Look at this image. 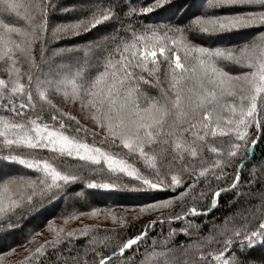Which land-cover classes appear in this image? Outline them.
<instances>
[{"label": "snow or ice", "instance_id": "obj_1", "mask_svg": "<svg viewBox=\"0 0 264 264\" xmlns=\"http://www.w3.org/2000/svg\"><path fill=\"white\" fill-rule=\"evenodd\" d=\"M0 72V264H264V0H0Z\"/></svg>", "mask_w": 264, "mask_h": 264}, {"label": "trees", "instance_id": "obj_2", "mask_svg": "<svg viewBox=\"0 0 264 264\" xmlns=\"http://www.w3.org/2000/svg\"><path fill=\"white\" fill-rule=\"evenodd\" d=\"M99 27V26H98ZM97 29H93L91 32L86 33L82 36L72 37L65 40L59 41L61 45H71L74 43H82L87 38L92 37L93 33H95ZM0 76H2L0 74ZM153 91V94H155V91ZM158 198H167L169 196L174 195L173 193L169 192H158L157 194ZM150 201H147L143 198L139 197H133V196H120V197H114L112 199H103L101 198L100 202L96 205L98 207L104 208V207H111L113 210H120L122 213L126 210H139V206L143 203H148ZM60 209L57 208H49L47 211H44L42 215L40 216V220H33L29 219L24 221V225L22 227H19L15 229L14 231L9 232L7 236H4L2 239H0V254H3L9 250L10 246L19 244L23 241V237L25 235V231L28 228L29 225L32 227L40 228L42 226V222L44 217L51 218L54 213H58ZM55 222H60L59 220H56ZM95 223H98V221H95ZM95 223H87V224H95ZM101 227H111V222H104L103 219L99 221ZM145 223V221H137L136 222V228L139 229L140 225ZM5 231V229L0 228V232ZM177 239L182 240L185 239L183 236H179ZM21 247H16V249H19ZM26 255V254H25ZM23 258H19V261H17L15 264H23ZM6 264L10 261L8 256L4 257Z\"/></svg>", "mask_w": 264, "mask_h": 264}, {"label": "rangeland", "instance_id": "obj_3", "mask_svg": "<svg viewBox=\"0 0 264 264\" xmlns=\"http://www.w3.org/2000/svg\"><path fill=\"white\" fill-rule=\"evenodd\" d=\"M1 75H4L2 72H0ZM65 110H69L68 107L65 108ZM73 114H76V110L72 109ZM117 213H122L120 210H114ZM138 211V210H135ZM126 212V211H125ZM123 212V213H125ZM127 215L128 218L131 219L132 215H134V211L132 210H127ZM151 217L147 214H145L139 221H146L148 219H150ZM96 220H91V219H84L83 222L85 224L87 223H95ZM57 224H59L60 222H56ZM80 226V222L76 221V222H72L70 227H79ZM48 237V233L46 231L42 232V235L37 237L36 239L40 242H42L45 238ZM35 245H28L27 247L32 248ZM26 254V250L24 247H21L19 249H16L15 253L13 255L8 256L10 261L8 262V264H15L17 261H19V258L24 257Z\"/></svg>", "mask_w": 264, "mask_h": 264}]
</instances>
